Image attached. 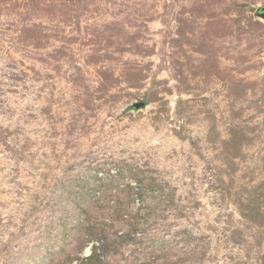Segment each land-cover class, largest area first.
<instances>
[{"label":"rangeland","instance_id":"1","mask_svg":"<svg viewBox=\"0 0 264 264\" xmlns=\"http://www.w3.org/2000/svg\"><path fill=\"white\" fill-rule=\"evenodd\" d=\"M261 8L0 0V264H264Z\"/></svg>","mask_w":264,"mask_h":264},{"label":"built area","instance_id":"2","mask_svg":"<svg viewBox=\"0 0 264 264\" xmlns=\"http://www.w3.org/2000/svg\"><path fill=\"white\" fill-rule=\"evenodd\" d=\"M91 254H92V248L90 245L88 246L86 251L83 254H81L79 258H74L73 260L65 264H85L88 261V258L91 256Z\"/></svg>","mask_w":264,"mask_h":264},{"label":"trees","instance_id":"3","mask_svg":"<svg viewBox=\"0 0 264 264\" xmlns=\"http://www.w3.org/2000/svg\"><path fill=\"white\" fill-rule=\"evenodd\" d=\"M262 10V8H261ZM137 229V228H136ZM134 229V230H136ZM137 231V230H136ZM102 254L100 253L99 249L95 246L92 247V254L88 258L87 264H100L102 262Z\"/></svg>","mask_w":264,"mask_h":264},{"label":"water","instance_id":"4","mask_svg":"<svg viewBox=\"0 0 264 264\" xmlns=\"http://www.w3.org/2000/svg\"><path fill=\"white\" fill-rule=\"evenodd\" d=\"M262 9L264 10V8H262ZM260 16L264 19V15L263 16L260 15ZM145 105H146L145 102H143V101H137V102H135V103H133L131 105V108L132 109H140V108L144 107Z\"/></svg>","mask_w":264,"mask_h":264}]
</instances>
